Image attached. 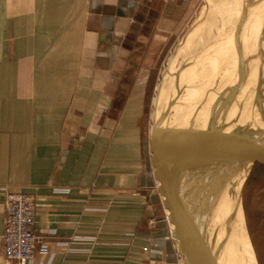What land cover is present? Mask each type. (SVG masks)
<instances>
[{"label":"crops","instance_id":"0c3cea01","mask_svg":"<svg viewBox=\"0 0 264 264\" xmlns=\"http://www.w3.org/2000/svg\"><path fill=\"white\" fill-rule=\"evenodd\" d=\"M199 3L0 0V232L4 192L30 196L24 264H179L148 182V103ZM0 264H23L1 237Z\"/></svg>","mask_w":264,"mask_h":264},{"label":"water","instance_id":"95a60500","mask_svg":"<svg viewBox=\"0 0 264 264\" xmlns=\"http://www.w3.org/2000/svg\"><path fill=\"white\" fill-rule=\"evenodd\" d=\"M211 3L212 0H205L204 9L194 18L169 56L161 74L163 80L170 74L177 77L178 71L171 72L177 50L205 20ZM247 4L246 0L245 3L243 1L238 20H235L236 27L235 24L225 21L226 35L234 27L237 30L239 25H243ZM239 49L238 45L237 50ZM258 49L254 62L257 91L251 99V102L254 100L251 115L257 117L259 123L260 119L263 121L256 128L240 125L227 132L224 130L232 114V97L236 96L239 102L241 100L238 87L230 95L226 108L211 129L202 136H198L199 131H194L177 153V149L169 141L171 126L165 121L168 110L160 103L163 80L157 85L154 109L150 116V140L147 144L153 169L148 175V182L156 185L152 200L155 203L159 197L165 212L156 218L157 226L163 233L166 225H170L169 234L174 239V248L180 257L179 264H221L217 257L219 249L217 250L216 244L219 243L220 247L222 231L228 230L233 223L240 228L239 236L248 243L253 264L257 263L242 215L241 200L243 189L250 177L264 170V42ZM182 189L187 190L184 197L180 193Z\"/></svg>","mask_w":264,"mask_h":264},{"label":"rangeland","instance_id":"374dc122","mask_svg":"<svg viewBox=\"0 0 264 264\" xmlns=\"http://www.w3.org/2000/svg\"><path fill=\"white\" fill-rule=\"evenodd\" d=\"M221 3L223 4L221 5ZM204 4L205 0H200L199 5L194 9L192 17H190L181 31L177 33L175 39L170 42L165 53H163L162 64L156 76L155 85L151 87L149 92L148 126L151 125L150 116L154 109L153 100L157 95L156 88L158 83L163 80L161 74L166 67L167 60L174 52V49L181 41L183 34L190 27L194 18L204 9ZM231 4L233 5L230 0H212L205 20H203L200 25L198 24L199 26L196 27L177 50L175 62H173L171 66L172 73L178 71L177 77L175 74H170L163 80L164 86L161 92L160 103L163 108L167 110L168 105H172L165 116V121L171 126V136L169 140L171 146L173 143L175 145V142H173L174 138L178 141L183 140L184 134H187L188 138L191 137L195 127V119H197V111L198 108H200L201 102L205 100L207 96L214 94L216 91L218 92L220 86L223 87L225 85V77L222 76L225 74L222 73L223 70L220 72H211L208 63L215 55L213 50H216V47L218 48L217 45H221L223 41L227 39L225 37L227 30L225 21L228 17L229 20H233V10H231L230 7ZM223 7L226 8L223 9ZM218 15H220V18ZM226 43L229 42L226 41ZM224 49L226 53L228 51V44L225 45ZM176 79H178L179 82V90H176ZM189 88L197 89V94L191 101H187L185 97V91ZM233 92H231V94H233ZM227 96L229 97L230 94H227ZM228 102L221 103L222 105H219V109L217 112L215 111L214 114L219 112L220 115ZM149 112H151V114H149ZM239 114H241V112L237 110L229 116L228 120L235 119L230 122L231 124L236 123L238 118H240ZM234 126L235 124L231 125L230 128L232 127L233 129ZM200 129H202L201 125ZM241 202L242 215L247 224L253 249L257 256L256 264H264V176L256 182L250 181L245 184ZM164 213L165 212H163V214ZM150 220L151 219L148 221L149 224Z\"/></svg>","mask_w":264,"mask_h":264},{"label":"bare ground","instance_id":"6f19581e","mask_svg":"<svg viewBox=\"0 0 264 264\" xmlns=\"http://www.w3.org/2000/svg\"><path fill=\"white\" fill-rule=\"evenodd\" d=\"M243 1L245 3V0L232 1L233 5L231 4L230 7L231 10H233V20H229L228 17L227 23L230 22V24H235V20H238ZM246 1L248 4L245 8V15L242 22L243 25H239L240 28L235 30L237 25L235 24L234 29L231 30V32H227L228 35L225 36L227 38L226 41L229 42L230 39L231 42L226 43V41H223L224 44H218V48L216 47V50H213L215 54L214 57L208 63L210 67L209 70L211 72H220L223 70L222 73L225 74L222 76L225 77L226 82L223 87L220 86L218 88V92L216 91L214 94L207 96L205 100L201 102L200 108H198L197 111V119H195L196 122L194 127V131H199L198 136H202L209 129H211L214 123L219 119V112L216 114H214V112H217L219 109L218 107H220L219 105H222L221 103L228 102V98L230 96L228 97L227 94L231 95V92L235 91L238 87L239 88L237 92L238 95L241 96V100L239 102L236 100V96L232 97V102L236 105L234 106L233 104L230 108L232 114L237 110L241 112V114H239L240 118H238L236 123H234L235 126L248 125V127L256 128L262 124L263 119H260L261 123H259L257 117L254 118L251 115V111L254 107V100L251 102V99L257 91L255 86V77L257 73L256 64L254 66L256 51L260 49H258V47L264 42V0ZM225 8L226 7H223V9ZM226 44H228V51L225 53L224 48ZM238 45L240 48L239 51L237 50ZM176 81V90H179L178 79H176ZM240 83L243 84V87L240 86ZM196 94L197 89H187L185 91L186 100L191 101L193 98H195ZM171 106V104L168 105V110L171 108ZM225 108L226 107H224V109ZM232 120L235 119H231L230 122ZM230 122L224 127L226 132L232 129V127L230 128L231 125H234ZM200 125L202 129H200ZM187 139V134H184L183 140L178 141L174 138L173 142H175V145L173 143V147L177 149V153L179 151L178 149H180V146H183L185 140ZM185 185H187V183L184 184V186ZM180 193L181 196L184 197L186 196L187 190L182 189ZM239 229L240 228H237L235 223H233L229 226L228 230L224 232L222 231L223 234L221 237L220 247H218L219 243L216 244L217 250L219 249L217 257L221 264H253V257L251 255L248 243L243 237L239 236Z\"/></svg>","mask_w":264,"mask_h":264},{"label":"built area","instance_id":"2783aa9c","mask_svg":"<svg viewBox=\"0 0 264 264\" xmlns=\"http://www.w3.org/2000/svg\"><path fill=\"white\" fill-rule=\"evenodd\" d=\"M4 196L5 215L0 232L4 256L24 264L33 259L37 243V236L33 232L34 203L30 196L22 192L6 190ZM154 223L155 219L152 218L150 224ZM70 242L72 240H67L64 244Z\"/></svg>","mask_w":264,"mask_h":264},{"label":"flooded vegetation","instance_id":"af4514ba","mask_svg":"<svg viewBox=\"0 0 264 264\" xmlns=\"http://www.w3.org/2000/svg\"><path fill=\"white\" fill-rule=\"evenodd\" d=\"M257 173H255L254 175H252L247 182H250V181L256 182V181H258L262 176L258 175ZM256 259H257V256H256Z\"/></svg>","mask_w":264,"mask_h":264},{"label":"trees","instance_id":"16d2710c","mask_svg":"<svg viewBox=\"0 0 264 264\" xmlns=\"http://www.w3.org/2000/svg\"><path fill=\"white\" fill-rule=\"evenodd\" d=\"M257 174L260 175V176H264V170L259 171Z\"/></svg>","mask_w":264,"mask_h":264}]
</instances>
